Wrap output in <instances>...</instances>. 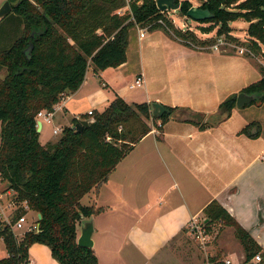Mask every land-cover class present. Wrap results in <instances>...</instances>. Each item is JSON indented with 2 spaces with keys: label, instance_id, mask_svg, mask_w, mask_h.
I'll return each instance as SVG.
<instances>
[{
  "label": "trees",
  "instance_id": "obj_1",
  "mask_svg": "<svg viewBox=\"0 0 264 264\" xmlns=\"http://www.w3.org/2000/svg\"><path fill=\"white\" fill-rule=\"evenodd\" d=\"M10 1L19 5L0 21V73L5 71L0 77V182L12 185L18 205L26 202L42 218L37 222L39 230L22 237L0 221V240L8 253L0 264L28 262L30 247L37 243L48 246L59 264H100L94 249L78 245L80 213L90 218L98 212L81 201L105 184L118 164L150 133L145 120H161L163 125L172 114L189 111L167 107L170 114L153 118L149 104H130L117 96L103 112L87 116L94 122L82 132L75 128L80 123L76 119L55 144L48 145L39 139L38 114L53 111L64 94L77 92L90 68L98 72L125 64L134 29L161 30L192 49L210 48L215 40H202L191 30L176 28L157 7V0H133L132 14L126 11L123 15L118 13L125 6L121 0ZM192 7L184 1L180 11L187 16ZM201 8L214 15L200 22L211 24L201 28L203 33L219 27V36L237 41L231 37L230 24L244 18L250 23L252 41L248 47L261 52L264 0H205ZM261 73V80L241 92H263L262 67ZM236 100V95L231 96L219 106L220 121L231 116ZM254 126L256 123L248 125L242 133L259 137ZM204 215L208 231L216 225L234 230L246 263L253 264L263 255L262 247L218 201L211 202Z\"/></svg>",
  "mask_w": 264,
  "mask_h": 264
},
{
  "label": "crops",
  "instance_id": "obj_2",
  "mask_svg": "<svg viewBox=\"0 0 264 264\" xmlns=\"http://www.w3.org/2000/svg\"><path fill=\"white\" fill-rule=\"evenodd\" d=\"M144 29V37H141V28L131 32L125 64L98 72L90 68L88 72H93L94 79H88L87 72L77 92L62 96L52 121L40 119L41 144H55L60 139L55 136L62 135L55 134L56 129L63 131L72 127L74 120H85L90 111L100 107L105 110L117 96L130 104L158 102L166 107L188 110L187 114H179L182 115L177 116L179 118L170 116L163 125L161 120H145L151 131L133 148L135 151L146 146L143 147L146 155L135 157L128 177L136 180L135 173L141 170V173L145 171L146 178L155 179L161 187L157 194L168 196L167 203H160L163 197H159L157 207L166 205L158 210L164 212L166 209L174 215L167 217L169 222L174 220V233L165 234V230H161L163 240L158 243L154 256L164 254L168 264L174 261L205 264L196 256H185L172 245L189 235L187 230L192 219H205V208L216 200L262 247L263 255L260 256L264 264V104L257 105L258 108L253 104L236 107L229 118L201 127L207 116L217 114L224 101L261 80V67L256 65L259 74H254L248 65L252 62L249 55L224 54L210 48L192 49L161 30ZM138 78L143 79L142 86L137 87L141 91L135 97L128 95V89ZM86 106L88 112L83 114L85 112L81 111ZM189 113L193 117H189ZM253 123L257 125L254 133H260L257 138L242 133ZM48 126L52 127L54 136H50ZM162 176H167L178 191L171 189L169 181H160ZM112 184L109 179L104 185ZM115 185L120 195L124 187ZM11 192L4 194L9 196ZM176 193L180 199L176 198ZM4 194L0 193L2 197ZM33 212L38 217V213ZM156 234L158 236V230ZM29 254V264H59L50 248L43 244L32 245ZM7 256L0 240V259ZM226 258L231 259L229 254ZM252 263L260 264L256 260Z\"/></svg>",
  "mask_w": 264,
  "mask_h": 264
},
{
  "label": "rangeland",
  "instance_id": "obj_3",
  "mask_svg": "<svg viewBox=\"0 0 264 264\" xmlns=\"http://www.w3.org/2000/svg\"><path fill=\"white\" fill-rule=\"evenodd\" d=\"M6 1L7 0H0V7H2ZM184 1H189L195 8H200L205 2V0H178V3L182 4ZM165 15L173 22L176 28L183 31L191 30L202 40L214 39L215 43L213 45L219 44L220 53L247 55L241 54L239 50L240 48H249L248 43L252 41L248 34L250 23L244 18H239L237 21L230 24L232 29L230 33L231 37L237 40L233 41L226 38V36H219L217 33L219 27H216L210 33H203L201 28L210 27L211 24H202L184 16L180 9L176 11L169 9L165 12ZM132 32H136V30L134 29ZM205 49L213 50L212 48ZM249 57L252 59V64L248 62L249 68L254 74H259V70L255 67L256 65L257 67H262L259 59L252 56ZM92 73L91 70L88 72V79H94L92 78ZM4 75L5 71L0 73V77H4ZM140 91L139 88L134 90L128 89V95L135 97ZM263 104L264 102L261 105ZM257 105L258 104L255 102L253 107L258 108ZM88 109L89 107L86 106L81 112H85L83 114H86ZM96 111L103 112L104 109L100 107ZM255 113L260 115L259 111H255ZM176 114V117L179 116V113ZM188 116L193 117L190 113ZM49 132L50 136H54L51 126L49 127ZM60 136L55 137L58 139ZM143 147L135 151L132 150L126 158L119 163L117 169L110 174L109 179H111L114 185L112 184L108 187L103 184L99 188L94 189L81 201L82 205L95 206L96 210H98L97 214L94 215L95 233L93 235V249L96 252L100 264H168V260H166L164 254L157 253L154 256L158 243L163 240L161 235L164 234L161 230H165V234L174 233V220H170L171 222L167 221L168 216L174 215L169 214L166 209L164 212L158 210L166 205L168 196L157 194V191H160L161 187L157 185L155 179L146 178L145 171L141 173L140 170L138 173H135L136 180H134V177H128V171L135 157L138 158L146 155V150L144 151ZM138 177H140L139 180H137ZM160 181H169L167 184L171 186V189L178 191L167 176H162ZM115 183H117L118 186L122 184L124 187L120 195L118 190L115 189ZM176 195V198L180 199L178 193H176ZM3 197H5L3 205L6 217L9 218L13 225L23 214L27 218L25 229L35 221L36 214L32 210L29 209L26 212L23 205L17 207L10 205L14 197V191H12L9 196L4 194ZM159 197L165 199H161L160 203L166 201L165 205L160 208L157 207V203H159L157 200ZM159 226H161V229ZM157 230L159 233L158 236L156 234ZM17 231L19 232V237H22V230ZM187 232L189 235L183 236L180 241H176L172 245V248L177 251L184 252V254H186L185 256H196L204 260L205 264H209V261L212 262V260L215 259L226 258V255L229 254V257L235 264H251L245 262V256L244 258L242 257L245 255L244 249L240 241L236 238L232 228H225L219 225H217V227L215 226L211 234L212 240L206 246H202L200 241L194 237L190 230H187ZM241 257L243 258L242 260ZM172 264H178V262L174 261Z\"/></svg>",
  "mask_w": 264,
  "mask_h": 264
},
{
  "label": "water",
  "instance_id": "obj_4",
  "mask_svg": "<svg viewBox=\"0 0 264 264\" xmlns=\"http://www.w3.org/2000/svg\"><path fill=\"white\" fill-rule=\"evenodd\" d=\"M19 2H11L10 0H7L6 3L0 7V19L6 17L9 15L13 8L18 6ZM182 4L178 3V0H157V7L162 11L166 12L167 10H179L181 9ZM213 14L208 9L203 8H195L192 7L187 12V17L197 21L201 22L207 19L213 18ZM36 31L33 30L32 37H35ZM33 48L28 49L31 51ZM264 97V91L263 92H253V93H246L241 92L237 95L236 100V106L237 108H243L245 106H250L253 102L257 103L258 105H261L263 103L262 99ZM151 115L153 118H162L165 114H170L169 109L158 102H153L150 105ZM177 114L174 113L171 116L175 117ZM217 114H212L207 116V118L204 120V124H210L214 125L216 123H219L220 120ZM94 122L93 118H87L85 120L80 121L79 124L75 126L78 132H82L85 127H88L91 123ZM41 122L38 123V132L41 130ZM11 184L4 183L0 186V193L4 194L7 191L11 189ZM81 223H80V236L78 238V245L85 248H94V241H93V235L95 233V226H94V218L95 216H91L90 218H85L83 214H81ZM41 214H38V219H41ZM38 225V230H39Z\"/></svg>",
  "mask_w": 264,
  "mask_h": 264
},
{
  "label": "built area",
  "instance_id": "obj_5",
  "mask_svg": "<svg viewBox=\"0 0 264 264\" xmlns=\"http://www.w3.org/2000/svg\"><path fill=\"white\" fill-rule=\"evenodd\" d=\"M125 3V6L119 11L120 15H123L126 11H129L131 13V4L133 2V0H121ZM132 14V13H131ZM132 19H134L132 17ZM162 22V21H160ZM148 30V28H147ZM145 35V29H141V37H144ZM260 47H261V52L260 53H256L255 51H253L251 48H240V53L241 54H247L249 56H252L254 58L259 59L260 64L262 65V68H264V45L259 43ZM212 48L214 51L220 52L219 49V44L213 45ZM143 83V79L142 78H138L131 86L130 89H136L137 87L142 86ZM56 106L54 107L53 111L51 112H47V111H41L38 116H37V122H40V119H44L45 122L50 123L53 119L54 116V112L56 111ZM93 114V111L89 112V115L91 116ZM63 131L61 129H56L54 131L55 134H60ZM2 182H0L1 184ZM4 197H2L0 195V221L3 223H6L8 225H11L13 231L15 234H17L16 236H18V231L17 230H22L23 233L26 232H30V231H35L38 230V217H36L35 221L29 226L26 227L25 229V224L27 223V218L25 217V215H21L18 220L14 223V225L10 222L9 218L6 217L5 214V210H4ZM11 206H22L25 208L24 210L28 211L29 207L27 205L26 202L22 203L21 205H18L15 201V195L13 197V200L11 201ZM189 230L190 232L194 235V237H196L199 241L200 244H202V246H206L208 243L211 242L212 240V231H208V229H206L205 226V219H200V218H194L192 219V221L190 222L189 225ZM254 260H256V262L260 263L262 261V258L260 255H258ZM253 260V261H254ZM24 264H29V262H26ZM209 264H234V262L229 259V258H223V259H215L209 261Z\"/></svg>",
  "mask_w": 264,
  "mask_h": 264
}]
</instances>
